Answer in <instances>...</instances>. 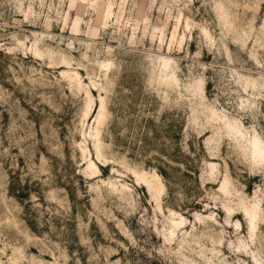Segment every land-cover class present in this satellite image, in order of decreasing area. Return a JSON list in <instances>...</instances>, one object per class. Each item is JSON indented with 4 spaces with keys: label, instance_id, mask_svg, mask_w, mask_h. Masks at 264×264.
I'll use <instances>...</instances> for the list:
<instances>
[{
    "label": "rangeland",
    "instance_id": "374dc122",
    "mask_svg": "<svg viewBox=\"0 0 264 264\" xmlns=\"http://www.w3.org/2000/svg\"><path fill=\"white\" fill-rule=\"evenodd\" d=\"M151 262L264 264V0H0V264Z\"/></svg>",
    "mask_w": 264,
    "mask_h": 264
},
{
    "label": "trees",
    "instance_id": "16d2710c",
    "mask_svg": "<svg viewBox=\"0 0 264 264\" xmlns=\"http://www.w3.org/2000/svg\"><path fill=\"white\" fill-rule=\"evenodd\" d=\"M10 193L19 199H21L23 197V195H25V191L17 190L16 186L13 183H11V185H10ZM151 264H155V263L151 262Z\"/></svg>",
    "mask_w": 264,
    "mask_h": 264
}]
</instances>
